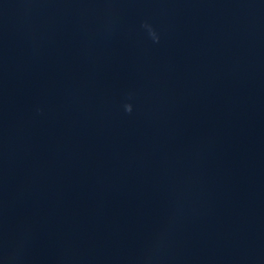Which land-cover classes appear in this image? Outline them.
Returning a JSON list of instances; mask_svg holds the SVG:
<instances>
[{
	"label": "water",
	"instance_id": "95a60500",
	"mask_svg": "<svg viewBox=\"0 0 264 264\" xmlns=\"http://www.w3.org/2000/svg\"><path fill=\"white\" fill-rule=\"evenodd\" d=\"M0 264H264V0H0Z\"/></svg>",
	"mask_w": 264,
	"mask_h": 264
},
{
	"label": "clouds",
	"instance_id": "9594fccd",
	"mask_svg": "<svg viewBox=\"0 0 264 264\" xmlns=\"http://www.w3.org/2000/svg\"><path fill=\"white\" fill-rule=\"evenodd\" d=\"M126 110H127L128 112H131V111H132V106H131V105H126Z\"/></svg>",
	"mask_w": 264,
	"mask_h": 264
}]
</instances>
